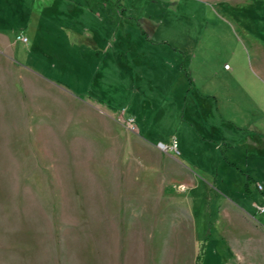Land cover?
<instances>
[{
	"label": "rangeland",
	"instance_id": "obj_1",
	"mask_svg": "<svg viewBox=\"0 0 264 264\" xmlns=\"http://www.w3.org/2000/svg\"><path fill=\"white\" fill-rule=\"evenodd\" d=\"M248 37L264 0H0V264H264V148L223 109L264 116ZM185 71L224 138L183 143Z\"/></svg>",
	"mask_w": 264,
	"mask_h": 264
},
{
	"label": "crops",
	"instance_id": "obj_2",
	"mask_svg": "<svg viewBox=\"0 0 264 264\" xmlns=\"http://www.w3.org/2000/svg\"><path fill=\"white\" fill-rule=\"evenodd\" d=\"M200 40V37H189L186 43L182 42L181 44H178L177 48L182 51V53L187 54L192 58H196L197 54L202 51V49L200 48ZM248 44L249 47L247 50L249 55V63L254 73L253 77L256 81V85L253 89L249 88L245 90L253 92L255 98L258 99L257 104L259 103V106L263 108L264 105L262 103H264V40L248 37ZM175 59H177V57H175ZM224 69L231 70V68ZM170 74L171 73H167V76H174ZM178 75L182 74L179 72ZM186 77L187 79L188 77H191L189 71ZM195 84H197L195 78L191 77V80H186L185 76H181L180 82L177 85V88L181 90V98L183 100L181 101L182 109L180 108L182 112L179 113V119H181V123H183L185 126V128L183 127L181 136L183 143H185V140H188L189 136L192 133H194V135L197 134L199 137H202L204 139H206V137L211 138V140L224 138L225 134L232 131L228 128L230 126L233 127L231 119H226L224 121L222 117H220L218 108L216 107L218 103V100L216 99L217 95L215 94V91H210L212 88L206 89V91H202L197 88ZM225 89L230 94L235 93L233 91L234 89L230 86L225 85ZM212 95H216L215 98ZM233 100L234 99L229 97L228 101L223 103V109L226 112L228 118H234V116H236L237 119H240V124L238 126L241 127V129L239 127H235V129H237L235 133L241 134L242 139H245V150L246 147L256 151L263 150V142L260 141L261 138L258 137L257 134L260 133V129L263 131L262 126L264 122V116H257V113L255 116L254 113H251L252 111L249 108L247 109V111H243L238 106H236V103H234ZM220 108L222 109V107H219V110ZM244 127H257V130H259V132H254L250 129H244ZM190 129H192L193 132H191ZM146 141L152 144L155 143L149 140ZM177 141L178 140H176V142Z\"/></svg>",
	"mask_w": 264,
	"mask_h": 264
},
{
	"label": "trees",
	"instance_id": "obj_3",
	"mask_svg": "<svg viewBox=\"0 0 264 264\" xmlns=\"http://www.w3.org/2000/svg\"><path fill=\"white\" fill-rule=\"evenodd\" d=\"M119 4V2L117 3ZM141 21H143L141 19ZM185 74L188 75V71H185ZM189 80H191V77H188ZM213 96V95H212ZM216 96V95H215ZM215 96H213L215 98ZM217 99V98H216ZM218 100V99H217ZM216 100V101H217ZM218 105V103H217ZM216 107L218 108V112H219V115H220V110H219V105ZM252 114L254 113V115L257 113V111H254L252 110L251 112ZM220 117H222L220 115ZM262 117V116H261ZM222 119L225 121L226 119L222 117ZM228 121V120H227ZM232 122V121H231ZM236 127H239V126H236ZM241 129V127H239ZM244 129H250V130H253L254 132H259V130H257V127H251V128H248V127H244ZM260 131H262L260 129ZM140 133V132H139ZM229 164H232L231 162ZM207 246H208V236H205L201 242V244L199 245V248H198V254L196 255V258H195V263L194 264H204V261L206 259V253H207Z\"/></svg>",
	"mask_w": 264,
	"mask_h": 264
},
{
	"label": "built area",
	"instance_id": "obj_4",
	"mask_svg": "<svg viewBox=\"0 0 264 264\" xmlns=\"http://www.w3.org/2000/svg\"><path fill=\"white\" fill-rule=\"evenodd\" d=\"M15 38H16V41L23 42V43L27 42V39L20 33H18ZM224 68L228 69V65H225ZM170 148L176 153L179 152L177 150V142L175 139L172 140ZM263 210H264L263 208H260V211H263Z\"/></svg>",
	"mask_w": 264,
	"mask_h": 264
},
{
	"label": "water",
	"instance_id": "obj_5",
	"mask_svg": "<svg viewBox=\"0 0 264 264\" xmlns=\"http://www.w3.org/2000/svg\"><path fill=\"white\" fill-rule=\"evenodd\" d=\"M157 146L163 149L166 148V146L162 142H158Z\"/></svg>",
	"mask_w": 264,
	"mask_h": 264
}]
</instances>
